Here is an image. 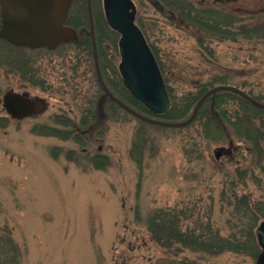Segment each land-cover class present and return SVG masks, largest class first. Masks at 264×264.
<instances>
[{
	"label": "rangeland",
	"instance_id": "1",
	"mask_svg": "<svg viewBox=\"0 0 264 264\" xmlns=\"http://www.w3.org/2000/svg\"><path fill=\"white\" fill-rule=\"evenodd\" d=\"M228 1L233 6L244 7L264 4V0ZM133 2L137 14L141 9L137 0ZM92 10L93 16L101 13L95 20L102 24L101 0H92ZM142 18L148 23L168 84L176 93L188 86L190 79L201 75L206 78L205 73L211 72L213 66L196 50L190 37L166 26L164 21L153 23L143 12ZM101 29L105 32L104 26ZM86 30L87 20L79 32ZM101 47L107 58H112L114 51L110 43L103 40ZM218 50V54L225 56L224 61H228L226 45ZM19 53L20 50L0 39V117L7 119H0V123H5L0 127V264H165L162 251L151 240L145 226L134 223L135 211L146 214L152 209H165L181 200H191L200 190L196 188L197 182L210 172L209 162L218 168L212 170V179L205 176L204 183L208 190L214 187L212 195L216 196L219 189L216 183L223 175L231 173L236 162L245 165L250 161L242 143H235L240 146L239 155L232 150L230 156L215 159L213 150L228 145L201 142L195 148L199 151L203 147L205 162L189 164L184 150L190 148V138L194 135L191 129L144 125L132 116L109 110L105 114L106 99L100 101L99 97L98 116L107 117L108 131L98 149L107 155L109 164L104 169L78 167L71 153L75 143L62 138L67 133L73 135L64 121L68 112L77 108L71 105L68 110L63 100L72 104L71 96L59 92L65 84L63 79L70 76L66 67L70 66L68 61L74 52L57 47L53 55H45L50 60L37 58V65L46 68L50 75L53 94L29 85L13 71L11 61L19 58ZM84 59L82 56L79 60L78 81L82 90L88 92L94 68L90 71ZM114 61L117 66L119 55ZM9 89L45 98L48 110L21 120L9 118L1 107L2 95ZM83 99L77 100L78 109ZM41 125L53 126V136L35 130V126ZM136 137V141L142 142L141 162L129 151ZM195 141L200 140L195 138ZM191 173L195 177L188 178ZM201 190L206 197V188ZM215 220L220 224L218 218ZM255 259L225 253L210 261L255 264Z\"/></svg>",
	"mask_w": 264,
	"mask_h": 264
},
{
	"label": "trees",
	"instance_id": "2",
	"mask_svg": "<svg viewBox=\"0 0 264 264\" xmlns=\"http://www.w3.org/2000/svg\"><path fill=\"white\" fill-rule=\"evenodd\" d=\"M145 1L146 3L144 0L139 2L137 0L141 11L136 14V23L155 57L170 99L169 110L156 116L157 118L166 121L184 120L199 97L215 85L238 87L254 99L264 102V4L244 7L233 6L228 0ZM142 12L146 16L148 14L153 23L158 25L160 21H164L166 26L185 33L193 40L196 50L213 66L211 72L205 73L206 78L201 75L197 79H190L188 86L176 93L168 84L158 49L151 40L150 29L142 18ZM99 16L100 12L94 14L95 39L105 84L111 93L125 104L142 114L151 115L124 87L114 61L118 55V35L105 21L102 24L97 23L95 19ZM85 21V0H73L67 24L79 30ZM101 26H104L105 32ZM103 40L109 42L113 48L114 52L110 59L101 47ZM221 45L228 48V61H224L225 56L218 54V47ZM58 48L74 52V56L68 61L70 66L66 67L70 76L63 79L62 82L65 84L63 90L59 92L65 96L69 94L70 100L75 103L63 100L68 110L71 105L77 108L68 112L65 121L63 119L64 126L68 127L73 135L67 133L64 134L65 137H61L75 143L76 148L72 149L71 153L78 167L82 165L86 169L96 166L104 169L109 164V159L98 148L108 131V121L107 117H99L97 110L102 90L94 72L92 80L90 78L91 88L88 92L82 90V84L78 81L79 60L82 56L86 58L84 60L89 70L93 71L90 39L87 34L81 33L76 42L61 44ZM14 49L20 50L21 53L18 54L19 58L11 61L13 71L29 85L53 94V83L49 73L46 72V68L37 65L39 63L37 58L47 59L44 58L45 55L51 56L53 51L45 48L14 47ZM78 96L81 97L77 98ZM81 98L84 99L78 109L76 102ZM103 106L105 114L109 110L126 117L131 116L109 99L105 100ZM0 119L7 120L6 117ZM136 120L141 124H147ZM61 122L62 120L60 124ZM4 126L5 123H0V127ZM52 127L41 125L34 128L39 129L40 133L43 132L42 135L53 136ZM178 129L182 131L191 129L195 135L193 137L200 140L196 143L195 138L191 137L190 148L184 150L189 164L194 161L205 162L203 147L201 146L199 151L195 148L201 142L225 143L230 148L233 147L231 153L233 150L235 155H239L240 150V146L235 143H242L250 156V161L245 165L236 162L233 171L223 175L216 183L219 188L216 196L212 195L214 187L208 190L204 181L205 176L212 179L213 171L218 167L211 162L207 163L210 172L197 182L196 188L200 190L196 196L188 201L181 200L173 207L152 209L146 214L135 211L134 223L145 226L151 240L162 251L165 264H215L210 259L225 253L255 259L259 248L255 241L254 229L264 220V110L252 106L233 92L218 91L212 106L211 99L207 98L194 120ZM136 140L137 137L133 139L129 151L136 154L137 162H141L142 142L140 139L139 142ZM100 163L102 165L99 166ZM187 177H195V174L191 173ZM204 187L208 194L206 197L201 190ZM204 201L208 204L204 205ZM216 218L220 224L216 222Z\"/></svg>",
	"mask_w": 264,
	"mask_h": 264
},
{
	"label": "water",
	"instance_id": "3",
	"mask_svg": "<svg viewBox=\"0 0 264 264\" xmlns=\"http://www.w3.org/2000/svg\"><path fill=\"white\" fill-rule=\"evenodd\" d=\"M72 0H0V38L13 46L30 49L54 50L61 43L75 42L77 31L67 24ZM104 20L118 34V72L123 85L151 115H162L170 108L165 83L143 33L135 22L136 7L133 0H101ZM92 60L96 80L102 90L100 101L109 99L136 119L168 128H180L191 123L201 105L211 99V106L218 91L233 92L252 106L264 110L260 102L244 90L232 85H215L203 93L189 116L181 121H165L144 115L115 97L106 86L98 62L91 0H85ZM99 105V103H98ZM2 109L11 119L21 120L46 112L48 102L43 97L30 96L27 92L9 89L2 95ZM231 148L220 146L213 150L215 159L230 155ZM259 253L255 264H264V221L254 229Z\"/></svg>",
	"mask_w": 264,
	"mask_h": 264
},
{
	"label": "flooded vegetation",
	"instance_id": "4",
	"mask_svg": "<svg viewBox=\"0 0 264 264\" xmlns=\"http://www.w3.org/2000/svg\"><path fill=\"white\" fill-rule=\"evenodd\" d=\"M95 24V23H94Z\"/></svg>",
	"mask_w": 264,
	"mask_h": 264
}]
</instances>
